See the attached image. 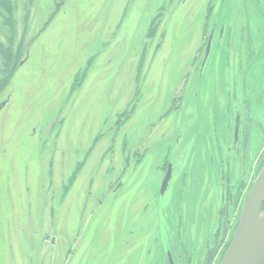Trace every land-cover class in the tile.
Listing matches in <instances>:
<instances>
[{"label":"rangeland","instance_id":"374dc122","mask_svg":"<svg viewBox=\"0 0 264 264\" xmlns=\"http://www.w3.org/2000/svg\"><path fill=\"white\" fill-rule=\"evenodd\" d=\"M256 10L257 0H0V43L11 38L12 50L0 53V264H50L52 247L54 264H144L180 219L212 230L228 208L217 170L235 167L231 114L221 111L233 98L221 90L237 89L244 61L228 36L214 38L200 81L190 88L184 77L197 54L201 62L210 23H249L253 37ZM247 65L246 78L264 81L263 59ZM259 112L247 159L259 147L262 167L264 99ZM221 240L209 264L220 263Z\"/></svg>","mask_w":264,"mask_h":264},{"label":"flooded vegetation","instance_id":"af4514ba","mask_svg":"<svg viewBox=\"0 0 264 264\" xmlns=\"http://www.w3.org/2000/svg\"><path fill=\"white\" fill-rule=\"evenodd\" d=\"M264 5V0H257L259 11L256 10V16H255V35L250 37L248 32V25L249 23H241L238 24H231V26L223 24L220 29L217 30V23H210V26L208 25V37L207 41L205 43L204 51L201 53V62H197L196 59L199 58L196 55V58L194 60L195 64L198 65L196 68H194L192 71L193 73L189 72L186 73L183 82L189 85V87H194V81L197 79L200 81V78H202L201 72L203 71L206 60L210 54V51L212 50V43L214 41V38L216 40H223L225 36H228V45L232 42V45H230V53H233V55H236V59L238 60V63H240V59L244 61L243 68H239L238 71V87L235 89V91H229L226 89L221 90L223 92L224 97H229L232 93L231 98H233V110H230L229 101L228 102H221L226 109L221 111L226 115L230 116L232 120L229 122H232V133H231V142H229L226 150L228 153L231 152V154L234 156L233 162L235 163V167L230 171L228 169V162H225L224 164H221L217 170L218 174V182L215 183L214 187L219 189V201L223 202L225 200L227 202V209L225 205H220V209L217 213V218L215 221V225L212 230L208 231V222L205 223L202 227H195L193 230H186L185 227H181V219L179 220V223H174L173 230H170L167 234V237L169 241H171L170 244H168L165 247V251L160 254V257L155 260V262H152L151 259H148L144 262V264H209V255L210 253L216 248V241L219 239V236L223 240L222 242V251L227 247L228 239L227 237L223 239L224 231L226 229L225 235L227 233V229L234 230L236 228H233L235 225L234 222L236 220V217L238 218V208L241 204L242 198L247 193H243V196H241L242 189L240 188L242 179L248 180L249 183L253 184L255 177L251 176V174L254 171L261 170V162H260V148H256V152L253 154V160L252 164H250V160L248 158V151H249V141L251 138V135L253 131H258L260 128V119L258 114L260 113V102L262 99H264V96L262 95V92L264 93V81L260 79V74L257 72V75H255L253 78L251 77L249 80L248 77H245V73L247 71L248 63L253 61H260V59L264 60V10L261 9V5L259 3ZM263 12V13H262ZM262 23V25H260ZM222 29V30H221ZM216 41V42H217ZM209 43V52L206 55V47ZM252 81V82H251ZM252 85V88H251ZM249 96H247V94ZM195 95V94H194ZM184 97V96H183ZM183 97H178V102L175 101L174 104L171 106V109L167 113V115L174 113L180 106L181 101L183 100ZM222 97V96H221ZM182 98V99H181ZM209 106V105H208ZM213 108H217V106H212ZM255 108V111H252V108ZM256 114V115H255ZM166 115V116H167ZM256 132H254L255 134ZM241 135V138H239ZM254 136V135H253ZM259 136V134H258ZM255 137V136H254ZM170 138L167 137L166 140ZM225 152V150H221ZM227 164V167H226ZM171 167V165L163 164L160 168L163 171V178L160 183L159 187V194L162 196L168 187L169 181L165 189L161 192L162 183L164 180V177L167 173L168 167ZM220 169V173H219ZM235 170V173H234ZM244 172H246L245 176L243 175ZM260 172V171H259ZM234 174L235 177H232ZM259 174V173H258ZM257 174V175H258ZM255 175V174H254ZM171 179V176H170ZM253 179V180H252ZM252 181V182H251ZM219 184V185H218ZM249 185V184H248ZM247 185V186H248ZM245 186V187H247ZM119 186L114 190V193L118 190ZM240 192V193H239ZM240 194V198H239ZM97 206L100 207L101 201L97 202ZM227 210L232 212V224L229 220H226V213ZM234 212V215H233ZM225 220V221H224ZM237 225V223H236ZM84 226L82 224L81 230L82 235L84 232ZM80 230V231H81ZM81 235V239H82ZM190 237V238H189ZM79 238V239H80ZM221 240V241H222ZM54 241L52 240V244ZM141 244V243H140ZM139 244V245H140ZM146 242H144V245ZM156 244L160 247V239ZM143 245V244H141ZM141 249H139L138 257H140ZM138 250V249H136ZM73 249H71L70 252V258H72ZM51 254V261L54 264V250L52 247ZM53 257V258H52ZM69 258V257H68ZM69 258V259H70ZM143 257H141L140 260H142ZM138 260L137 262H140ZM158 261V263H157ZM213 264V263H212Z\"/></svg>","mask_w":264,"mask_h":264},{"label":"water","instance_id":"95a60500","mask_svg":"<svg viewBox=\"0 0 264 264\" xmlns=\"http://www.w3.org/2000/svg\"><path fill=\"white\" fill-rule=\"evenodd\" d=\"M209 52V43L206 55ZM4 106L2 103L0 109ZM171 167L161 192L170 180ZM264 164L249 188L238 214V222L219 264H264Z\"/></svg>","mask_w":264,"mask_h":264},{"label":"trees","instance_id":"16d2710c","mask_svg":"<svg viewBox=\"0 0 264 264\" xmlns=\"http://www.w3.org/2000/svg\"><path fill=\"white\" fill-rule=\"evenodd\" d=\"M11 40V38H9L8 40H7V42H8V44H7V46L6 45H3L2 43H0V53H1V55L3 54V56H5V57H7L8 58V53H9V51L10 52H12V50H11V47H10V44H9V41ZM7 54V55H6ZM16 54H17V52L11 57V60L14 62V60H15V57H16ZM4 60H5V58H3ZM7 60V59H6ZM5 60V61H6ZM7 61L5 62V65H6V67H7ZM6 67H5V69H6ZM4 69V68H3ZM6 72V71H5ZM7 76L6 75H2L1 76V78H0V89H2L4 86H5V84H6V82H7ZM263 206H264V204H263Z\"/></svg>","mask_w":264,"mask_h":264}]
</instances>
